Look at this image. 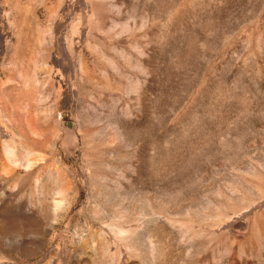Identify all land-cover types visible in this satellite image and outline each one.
<instances>
[{"label": "rangeland", "instance_id": "rangeland-1", "mask_svg": "<svg viewBox=\"0 0 264 264\" xmlns=\"http://www.w3.org/2000/svg\"><path fill=\"white\" fill-rule=\"evenodd\" d=\"M0 264H264V0H0Z\"/></svg>", "mask_w": 264, "mask_h": 264}]
</instances>
